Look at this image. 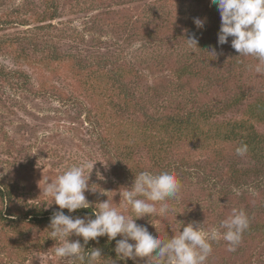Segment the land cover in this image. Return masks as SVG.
<instances>
[{
	"label": "rangeland",
	"instance_id": "1",
	"mask_svg": "<svg viewBox=\"0 0 264 264\" xmlns=\"http://www.w3.org/2000/svg\"><path fill=\"white\" fill-rule=\"evenodd\" d=\"M211 7V0H0V187L10 195L9 201L0 200V264H67L55 255L57 241L51 238L50 222L37 224L29 217L59 210L44 189L72 166L94 165L92 172L85 171L90 175L85 192L90 207L98 211L99 203L109 199L125 215L132 213L130 207L120 208V193L132 186L135 175L174 170L166 165L165 149L159 151L154 133L144 129V113H154L150 102L163 103L165 95L158 86L168 75L146 62V55L152 54L146 43L149 35L151 41L164 42L158 51L165 70L173 72L190 50L187 38L174 37H185L190 29L189 36L193 29L208 33L221 27L217 6ZM196 18L205 21L203 28L196 27ZM206 42L224 46L215 33L206 36ZM234 54L243 83L254 90L264 87V71H255L264 65L253 56H240L235 50ZM209 60L218 65L225 61L215 54ZM131 67L134 78L139 77L132 82V92L143 111L123 110L116 85L107 88L112 83L109 75H122ZM228 73L229 68H223L219 76L226 80ZM225 80L214 92L220 101L237 90L236 80ZM243 111L228 118L240 119ZM173 149V162L196 157L183 142ZM174 174L181 189L166 201L169 208L161 213L157 203L156 213L136 221L150 233L170 239L195 222L222 234L220 225L233 209L245 210L241 198L226 199L198 179L175 170ZM255 200L264 203V192ZM77 239L83 244L82 237H69ZM102 242L114 248L116 244L108 238L94 243L103 256L97 264H146L147 258L109 256ZM210 243L212 252L204 264H244V250L252 249L238 244L231 251L222 235Z\"/></svg>",
	"mask_w": 264,
	"mask_h": 264
},
{
	"label": "trees",
	"instance_id": "2",
	"mask_svg": "<svg viewBox=\"0 0 264 264\" xmlns=\"http://www.w3.org/2000/svg\"><path fill=\"white\" fill-rule=\"evenodd\" d=\"M212 7L214 8V4ZM215 10L218 13L217 21H221L218 8ZM190 31L191 29L185 37H174L173 40H185L189 37ZM219 31L218 26L215 31L208 33L193 29L192 34L199 39L198 49L187 44L190 50L182 54L185 56V62L178 68H172L173 72L165 70V63L162 62L158 51L164 42L151 41L153 36L149 35L150 39L146 45H150L152 54L150 57L146 55V62L152 65L156 72L168 75L158 86L165 95L163 103L156 100L150 102L154 113H144L146 117L144 129L154 133L156 145L161 146L159 151L165 149L163 158L166 159L169 168L198 179L226 199L241 198L242 204L245 205L244 212L249 219V227L244 231L239 244L252 248L251 251L244 250V253L247 252L244 264H264V203H257L255 200L264 192V93H262L264 87L254 90L243 83L244 74L243 71H238L242 67L235 61L237 56L231 47V40L220 47L207 44L206 36L210 37L213 33L218 36ZM228 49L233 51L232 55ZM211 54L218 55L219 59L223 56L225 61L219 65L215 64L209 60ZM223 68H229L227 75L230 78L226 80L219 76ZM134 76L133 67L124 70L122 75L118 73L109 75L107 79L113 84L110 83L107 88L116 85L115 89L121 99L123 110L143 111L144 105L137 102L132 92V87L139 79V77L135 79ZM224 80L228 82L236 80L238 83L234 86L237 90L225 101H220V97H216L214 92ZM133 81L136 82L132 85ZM199 82H204L205 86H200ZM241 110L244 111L240 119L228 118ZM179 142L187 144L196 157L189 156L183 162L178 160L173 162L172 154L176 149L173 148ZM243 144L248 146V152L243 156L237 155V147ZM235 158H238V161H235ZM241 159L248 160L247 165H243L239 161ZM9 196V193L0 187V200L7 202ZM94 211L97 210L89 206L88 209H79L74 213L66 211L65 214L73 218L87 216L94 219ZM52 214L33 213L29 220L44 224L50 222ZM105 238L107 237L98 238V242L89 241L87 251L95 247L94 243H101ZM102 243L100 247L104 245L105 253L109 256L115 255L114 247L109 243Z\"/></svg>",
	"mask_w": 264,
	"mask_h": 264
},
{
	"label": "clouds",
	"instance_id": "3",
	"mask_svg": "<svg viewBox=\"0 0 264 264\" xmlns=\"http://www.w3.org/2000/svg\"><path fill=\"white\" fill-rule=\"evenodd\" d=\"M211 3L217 6L221 16L218 44H227L231 37V47L240 56H253L264 65V0H211ZM194 23L197 28H203L205 21L196 18ZM186 41L189 47L198 49L199 39L195 34ZM255 71L261 72L264 68L257 65ZM247 152L246 144L236 149L240 156ZM93 168L91 163L72 166L55 181L48 182L44 189L45 195L51 196L59 206L50 217L51 238L57 241L55 255L66 259L67 264H97L103 258L101 249L86 251L85 246L105 236L109 241H116L114 251L118 259L147 258L146 264H204L212 252L210 241L222 235L229 242V250L234 251L249 227L245 212L233 209L232 215L220 225L225 229L222 234L217 228L208 230L195 222L184 225L182 231L170 239L150 233L145 225L136 221L156 213L157 203L160 212H165L169 208L166 201L178 196L181 184L172 171L159 174L142 171L135 175L130 188H123L120 208L127 211L130 207L132 215L123 214L109 199L99 203L94 219L66 215L64 209L74 213L89 208L85 192L89 191L90 175L86 177L85 171L91 169L92 172ZM97 175L100 176L99 171ZM73 234L82 237L83 244L79 239L70 241ZM118 236L122 238L117 239Z\"/></svg>",
	"mask_w": 264,
	"mask_h": 264
}]
</instances>
